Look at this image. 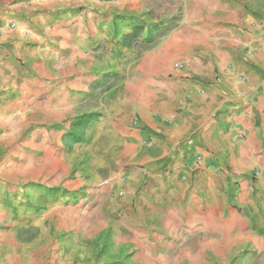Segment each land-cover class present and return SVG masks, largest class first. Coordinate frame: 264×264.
<instances>
[{"label": "crops", "instance_id": "obj_1", "mask_svg": "<svg viewBox=\"0 0 264 264\" xmlns=\"http://www.w3.org/2000/svg\"><path fill=\"white\" fill-rule=\"evenodd\" d=\"M108 1L0 0V92L6 91L8 98L3 103L0 95V125L2 115L10 113L5 108L12 106L9 92L21 82L30 76H51L53 68L58 74L67 60L81 59L76 55L81 46L77 36H82L92 53L86 58L97 61L93 52H99L96 46L101 37L113 34L111 21L117 20L112 13L108 17L101 14L102 10L114 2H137ZM190 2L207 5L206 19L192 17L202 19L204 30L210 29L212 35H222L219 40L226 46L213 45L217 48L213 55L195 53L188 65L177 69L171 65L177 55L175 44L169 43L173 39L144 55L139 68L149 60L144 75L148 91L140 89L137 106L124 115L114 151L120 159L110 156L93 162L92 168L98 171L88 178L106 179L100 175L109 171L105 163L115 162L108 177L126 175L127 188H147V197H153L163 216L172 207L188 213L187 218L201 222L203 228L216 229L221 242L237 245V254L246 249L237 264H264V47L260 46L261 39L264 41V0ZM96 16L106 17L104 27L109 32H102ZM199 20L194 28L202 26ZM67 48L72 49L70 57ZM106 58L116 60L114 55ZM239 132L243 133L240 140ZM196 154L203 160L194 170ZM256 168L260 172L252 179ZM80 169L88 171L87 166ZM40 170L27 172L21 185H7V191L0 183V264L44 259L49 264H112L108 253L101 252L105 244L114 255L112 243H119V249L122 244L129 248L133 243H147L145 231L138 239L131 229L122 230L125 221L102 218L80 219L65 233L50 236L41 225L49 224L52 204L46 205L43 221L36 216L35 202L19 205L26 194L33 196L35 182L45 183L53 175L50 162ZM12 202H17L14 209ZM25 209L27 215L22 214ZM10 251L20 258H12ZM147 259L140 251L130 260L145 264Z\"/></svg>", "mask_w": 264, "mask_h": 264}, {"label": "rangeland", "instance_id": "obj_2", "mask_svg": "<svg viewBox=\"0 0 264 264\" xmlns=\"http://www.w3.org/2000/svg\"><path fill=\"white\" fill-rule=\"evenodd\" d=\"M114 3H110L108 10L101 13L106 17L107 13H112L117 20L111 21L113 34L107 33V37H101L96 46L99 52H93L97 61L86 58L92 53L81 41L82 36H77L76 41L81 46H78L76 55L81 59L74 62L67 60L58 74L53 68L51 76H30L9 92L12 95L9 104L12 106L5 108L10 109V113L2 115L0 125V183L7 191V185H21L27 172H42L40 168L43 169L50 162L52 177L45 183L35 182L34 189L31 187L33 196L25 192L27 199L19 204L35 202L36 216L40 221H43L46 205L52 204L51 216L47 217L49 224L41 225L42 230L44 226L47 227L50 236L65 233V230L71 229L70 225L76 226L80 219L94 218L125 221L122 230L131 229L138 239L143 237V231L147 233V243L143 246L133 243L128 248L122 244L119 249V243H112L114 255L105 249V244L101 252L108 253L112 264H133L131 257L140 251L148 257L145 264H237L238 259L247 252L246 249L237 254V245L221 242L219 235L214 233L216 229L203 228L201 222L188 219V213H179L173 207L165 215L168 216L166 219L153 197H147L150 193L147 188H127L126 175L108 177L112 176L110 172L114 170L115 162L105 163L109 171L107 169L100 175L106 179H89L98 171L92 168L93 162L115 157L124 115L137 106L134 103L136 99L140 100V89L148 91L144 75L149 60L139 68L144 55L173 39L169 43L175 44L173 47L176 46L177 55L171 65L177 69L181 63L188 65L195 53L201 57L213 55V48L216 51L213 45L226 46L225 42L219 40L222 35H212L208 31L210 29L204 30L202 19H198L202 26L194 28L198 20L192 16L203 18L207 14V5H195L190 0H137L129 5ZM172 15L176 18L171 30L139 58L136 55L138 47H129L123 42V36L133 29L132 24L145 26ZM106 17H95L98 25L103 26L102 32H109L104 27L108 23ZM106 46L108 50L103 51ZM260 46L264 47L262 39ZM71 50L67 48V57L71 56ZM107 55L116 56V60H107ZM149 71L153 74L151 69ZM1 94L2 102L6 103V91H1ZM84 114L92 116L83 128V138L70 142L65 135L74 125V120ZM237 134L238 140L243 138V133ZM202 160L201 154L194 156L193 165L197 167L194 170L198 169ZM83 166H87L88 171L80 169ZM259 172V169H254L252 179ZM45 184L50 188H46ZM101 188L104 193H101ZM119 191L123 192V196ZM12 204H16L13 209L17 207V202ZM22 214L27 215V209ZM108 246H111L110 242ZM13 253L10 251L12 258H20ZM113 257L117 261H112ZM26 264H49V261L30 260Z\"/></svg>", "mask_w": 264, "mask_h": 264}, {"label": "trees", "instance_id": "obj_3", "mask_svg": "<svg viewBox=\"0 0 264 264\" xmlns=\"http://www.w3.org/2000/svg\"><path fill=\"white\" fill-rule=\"evenodd\" d=\"M175 16H166L148 25H138L123 36V42L129 47H138L136 55L139 58L143 52L153 47L171 30L175 22ZM92 114H84L74 120V125L66 133L65 137L70 142H76L83 138V128L88 124Z\"/></svg>", "mask_w": 264, "mask_h": 264}, {"label": "built area", "instance_id": "obj_4", "mask_svg": "<svg viewBox=\"0 0 264 264\" xmlns=\"http://www.w3.org/2000/svg\"><path fill=\"white\" fill-rule=\"evenodd\" d=\"M11 25H13L12 23H11ZM2 27H0V29H1ZM184 65V63H181V64H179L178 65V67H181V66H183ZM119 194H122V191H119Z\"/></svg>", "mask_w": 264, "mask_h": 264}]
</instances>
